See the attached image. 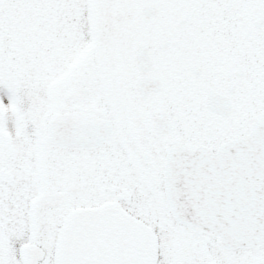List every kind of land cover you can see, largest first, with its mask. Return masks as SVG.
I'll return each instance as SVG.
<instances>
[{"label":"snow or ice","instance_id":"6c2138e0","mask_svg":"<svg viewBox=\"0 0 264 264\" xmlns=\"http://www.w3.org/2000/svg\"><path fill=\"white\" fill-rule=\"evenodd\" d=\"M0 264H264V0H0Z\"/></svg>","mask_w":264,"mask_h":264}]
</instances>
